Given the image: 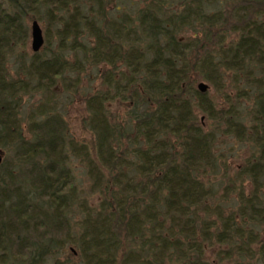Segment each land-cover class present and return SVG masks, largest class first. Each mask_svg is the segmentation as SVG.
<instances>
[{
  "label": "trees",
  "instance_id": "1",
  "mask_svg": "<svg viewBox=\"0 0 264 264\" xmlns=\"http://www.w3.org/2000/svg\"><path fill=\"white\" fill-rule=\"evenodd\" d=\"M178 1L143 0L131 17L114 0H0V147L13 156L0 165V264H47L52 257V264H165L172 257L210 264L206 242L218 246L220 262L257 257L264 264V235L256 232L264 226V0H231L245 9L231 12V23L221 11H205L214 0ZM41 14L57 46L45 55L44 40L25 60V19ZM202 27L205 46L198 32L182 39ZM100 65V87L84 98L91 139L80 144L48 94L66 74ZM228 74L253 97L249 126L237 136L253 150L232 174L216 154L218 130H205L196 115L222 123L223 134L238 133L239 97L248 91L232 96ZM199 78L224 105L195 88ZM36 93L42 102L24 120V97ZM114 100L128 109L123 120L109 115ZM69 154L98 165L88 174L92 193L101 194L75 232L80 193ZM216 181L222 204L211 206ZM200 213L215 219L208 223ZM67 244L77 255L57 258Z\"/></svg>",
  "mask_w": 264,
  "mask_h": 264
},
{
  "label": "rangeland",
  "instance_id": "2",
  "mask_svg": "<svg viewBox=\"0 0 264 264\" xmlns=\"http://www.w3.org/2000/svg\"><path fill=\"white\" fill-rule=\"evenodd\" d=\"M111 1V0H107ZM143 0H127V2H124V0H114V4L116 6H120L121 3H123V7L126 8L127 12L131 17L135 15L136 9H139L140 7H143ZM174 6L173 7H179L178 0H173ZM112 4L111 6H113ZM246 7V6H245ZM116 8V7H115ZM244 6H238V4L232 3L231 0H214V4L212 7H207L205 11L207 12H214V11H221L223 13V16H227L229 19V23L233 22L231 21V12H244ZM42 15V14H41ZM38 17V16H37ZM25 22L28 26L29 30V36L26 39L25 43L22 45V48L20 50V54L22 57L24 56L25 60H27L32 54L31 50V39H30V24L26 19ZM37 22L39 23L45 40L48 42V48L49 50H44L45 55H49L51 50H55L57 46V40L54 35L53 28L50 27L48 19L44 17V15L39 16ZM206 26V25H204ZM205 27L198 28L196 30H185L184 35H182V39L187 41L190 40L195 34L198 32V38L203 40V44L205 43L206 39H204V33L207 32ZM45 32H48L49 35L46 36ZM234 35L230 34L229 39L233 38ZM85 39L87 37L85 36ZM83 42L87 43L89 42V38ZM205 46V44H204ZM81 57V55H80ZM19 59V57H17ZM67 58L74 62V57L70 53L67 55ZM15 59L10 60L9 68L12 75H17L16 71L18 70V65H14ZM79 67V66H78ZM105 66H98V67H92V66H86L83 71H74L72 73H68L65 75L63 80H60L57 82V85L53 88V93L48 94L50 95L49 98L52 97L51 104L55 106V110L59 115L63 117L65 122L67 123L68 127V133L69 137L73 139L74 141H78L80 144H89L91 139V134L89 133L86 126L83 125V121H86L87 112H86V106L84 102V98L88 95H92L94 90H98L100 87V80L97 77L98 70H104ZM108 68V67H107ZM22 75V73H19ZM226 83L230 88H232L231 95L234 96L237 94V90H240L241 93H247L246 96H240V104H239V111L241 112V115L243 119L241 120V124L238 126L239 131L237 134L233 135L231 133L230 135L221 133L224 125L222 123H217L215 121H212L208 119L204 114L200 113L199 111H196L197 120L203 125V128L205 130L210 129H217V139L215 142V150L216 154L219 156L222 155V160L225 164H227V168L230 171L229 173L232 174L237 167H239L242 164V161L251 155L252 153V145L250 142H239L237 141V136H242V132L246 130L249 126V113L252 108V91H250L247 87H243L242 84H239V86H234L233 84V75L228 74L226 76ZM199 82H203L208 85V93L209 97L214 99L218 104L223 103L222 94L218 91H215L213 87L206 81L202 79H198L197 83L195 85V88ZM245 89L247 90L246 92ZM230 92V90L228 91ZM42 97L39 94H35L34 96H26L24 97L25 105L22 109V118L25 120V117L27 114L33 110L35 106H37L40 102H42ZM227 107V106H225ZM107 109L109 112V115L117 120H123L126 118V112L127 108L125 105H123L120 101L114 100L113 102H109L107 104ZM243 138H246V136H243ZM0 150L4 152V159L7 158L9 161L11 158H13L11 149L8 148H2L0 147ZM90 156L88 158L85 156H72L69 154V167L72 170V174L75 177L76 184L79 189L80 193V206L75 205L73 207V216H72V222L75 224L74 232L77 230V225L79 224V221H82L84 219V214L82 211L88 212L91 211L97 206V203L101 200V194L98 192V189H95V192L92 193V185H93V177L92 175L88 174L89 170H93L94 172H97L98 165L94 163L93 160H90ZM225 164L222 163L224 166ZM92 166V167H91ZM90 168V169H89ZM223 170L224 168H220ZM102 171V170H101ZM100 173V172H99ZM106 173V170L104 174ZM215 195L212 199H210L209 205L216 206L222 204L221 201V188L219 181L215 182ZM103 200V199H102ZM229 208H232L233 205L230 203L228 206ZM96 209V208H95ZM228 209V208H227ZM201 217H207L208 223L213 221L215 219L214 216L208 215L205 216L203 214H199ZM261 229V231H260ZM257 229L256 232H261L264 235V226L263 228ZM123 237V236H122ZM264 237V236H263ZM75 239V238H72ZM200 242V239H199ZM205 254L208 257V261L210 264H229L230 262H220L218 261L216 257V253L218 252V246L213 244V242H206L204 244ZM226 246H222V250H225ZM77 246L76 245H70L67 244L66 248L60 255L57 256V258L64 259L66 256L68 258L71 256L69 254L77 255ZM56 257H52L51 259H48L47 264H52L53 260ZM73 257H70V259ZM244 263L248 264H261L259 261H257V257H253L252 259L248 257L243 258ZM12 264V263H11ZM165 264H183V261L181 259H177V257H172L170 261H165Z\"/></svg>",
  "mask_w": 264,
  "mask_h": 264
},
{
  "label": "water",
  "instance_id": "3",
  "mask_svg": "<svg viewBox=\"0 0 264 264\" xmlns=\"http://www.w3.org/2000/svg\"><path fill=\"white\" fill-rule=\"evenodd\" d=\"M30 39H31L30 46L32 52L33 53L39 52L44 45V35L37 21H32L30 24ZM196 88L200 93H206L208 91V85L203 82H199ZM3 158H4V152L0 150V165L2 164Z\"/></svg>",
  "mask_w": 264,
  "mask_h": 264
}]
</instances>
